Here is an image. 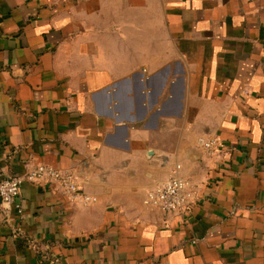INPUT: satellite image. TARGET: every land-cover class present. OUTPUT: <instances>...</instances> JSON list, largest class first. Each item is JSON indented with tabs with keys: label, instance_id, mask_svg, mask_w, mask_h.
<instances>
[{
	"label": "crops",
	"instance_id": "obj_1",
	"mask_svg": "<svg viewBox=\"0 0 264 264\" xmlns=\"http://www.w3.org/2000/svg\"><path fill=\"white\" fill-rule=\"evenodd\" d=\"M36 164L97 201L23 181L0 264H264V0H0V178Z\"/></svg>",
	"mask_w": 264,
	"mask_h": 264
},
{
	"label": "built area",
	"instance_id": "obj_2",
	"mask_svg": "<svg viewBox=\"0 0 264 264\" xmlns=\"http://www.w3.org/2000/svg\"><path fill=\"white\" fill-rule=\"evenodd\" d=\"M199 146L206 153L216 149L217 139L214 137L199 138ZM23 181L41 182L58 187L71 202H79L87 206L97 201L96 197L86 193L78 184L75 175L67 170L48 164H36L22 175L0 178V203L7 210L18 208L20 184ZM194 201L193 183L190 179L179 175H171L165 182L149 189L143 204L157 208L162 212H181Z\"/></svg>",
	"mask_w": 264,
	"mask_h": 264
}]
</instances>
